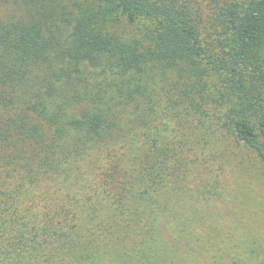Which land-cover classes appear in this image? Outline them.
<instances>
[{
	"label": "trees",
	"instance_id": "16d2710c",
	"mask_svg": "<svg viewBox=\"0 0 264 264\" xmlns=\"http://www.w3.org/2000/svg\"><path fill=\"white\" fill-rule=\"evenodd\" d=\"M250 153L264 0H0V264H190Z\"/></svg>",
	"mask_w": 264,
	"mask_h": 264
},
{
	"label": "rangeland",
	"instance_id": "374dc122",
	"mask_svg": "<svg viewBox=\"0 0 264 264\" xmlns=\"http://www.w3.org/2000/svg\"><path fill=\"white\" fill-rule=\"evenodd\" d=\"M235 162L242 171L228 174L227 188L207 205L200 202L196 229L204 247L193 249L190 264H264V165L251 153Z\"/></svg>",
	"mask_w": 264,
	"mask_h": 264
}]
</instances>
